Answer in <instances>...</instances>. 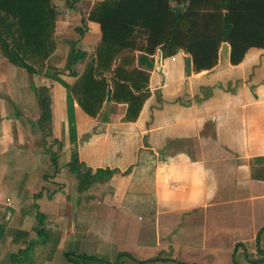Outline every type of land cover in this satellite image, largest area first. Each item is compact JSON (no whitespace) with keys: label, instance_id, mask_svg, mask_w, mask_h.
<instances>
[{"label":"crops","instance_id":"obj_1","mask_svg":"<svg viewBox=\"0 0 264 264\" xmlns=\"http://www.w3.org/2000/svg\"><path fill=\"white\" fill-rule=\"evenodd\" d=\"M91 26L79 42L89 46L55 64L65 75L43 72L49 133L41 114L21 131V75L0 55V264H264V50L232 66L223 45L198 74L183 54L157 55L136 122L111 102L96 118L74 102L69 119L66 86L100 41ZM73 151L110 178L79 191Z\"/></svg>","mask_w":264,"mask_h":264},{"label":"trees","instance_id":"obj_2","mask_svg":"<svg viewBox=\"0 0 264 264\" xmlns=\"http://www.w3.org/2000/svg\"><path fill=\"white\" fill-rule=\"evenodd\" d=\"M54 1L0 0V55L29 77L41 75L57 49L59 13ZM87 23L99 26L100 41L90 54H82L83 69L66 86L69 119L74 102L91 118L111 102L126 105L123 122H136L152 95L150 73L157 55L163 61L183 54L185 73L198 74L215 68L223 45L229 46L232 66L250 49L264 50V0H94L75 33L86 34ZM76 53L73 47L71 57ZM36 94L42 130L50 119L47 90L40 87ZM70 130L74 132L72 126ZM51 158L56 161L54 154ZM69 169L79 181V191L112 175L107 169L93 174L76 151ZM153 261L158 259L136 263Z\"/></svg>","mask_w":264,"mask_h":264},{"label":"rangeland","instance_id":"obj_3","mask_svg":"<svg viewBox=\"0 0 264 264\" xmlns=\"http://www.w3.org/2000/svg\"><path fill=\"white\" fill-rule=\"evenodd\" d=\"M94 0H82L78 3H72L71 0H55L54 4L58 10L59 13V19H58V25H57V31H56V41H57V49H56V55L52 57V59L48 62V71L49 72H59L61 75H65L64 68H56L55 64H60L63 62V59L66 55L67 50L70 51L71 47H75L77 50V56L79 55V52H81L82 47L85 48L89 45L86 44H80L79 42L82 41L85 37V34L82 36L75 33L74 25L71 24H77L81 25L82 21L85 19L87 10L89 9L90 5L92 4ZM74 4V5H73ZM76 7L77 9L72 10L71 6ZM72 11V12H71ZM69 25H68V24ZM89 25V24H88ZM88 31L92 33H96V28L93 26L89 27ZM64 43V44H62ZM91 51L93 50V45ZM91 46V45H90ZM87 49V48H86ZM226 48H224L225 50ZM157 57L155 56L153 58L154 62ZM174 60V59H172ZM62 61V62H61ZM50 66V68H49ZM11 67V66H10ZM15 73H19L21 75L19 77L20 83L18 84L17 81H14V84L16 86V93L14 94L17 96V101H19V104L22 107H20V119H21V131L25 132V136L28 134V129H30L31 121L34 119V117L39 116L42 112L41 106L39 104V98L35 95L38 88L41 86L49 85V87L53 84L54 81L44 76L42 73L41 75H34L33 77H29L27 73L11 67ZM45 73V72H44ZM9 78L8 75L4 77V82ZM18 84V85H16ZM44 86V87H45ZM6 87V83H4V88ZM158 91L154 92L155 95V101L157 100V94ZM5 97V94H4ZM11 98V97H10ZM13 98V97H12ZM9 99V98H8ZM47 101V100H46ZM44 131L45 133H49L47 124L44 123ZM36 126V125H35ZM22 127L24 130H22ZM31 131V129H30ZM23 135V134H22ZM25 139H21V142H23ZM47 143H51L52 139L50 137L47 138ZM33 252L28 253V257H32ZM70 258V257H67ZM79 257L75 258V260H69V262H72L73 264H79L78 262ZM81 264V263H80Z\"/></svg>","mask_w":264,"mask_h":264}]
</instances>
